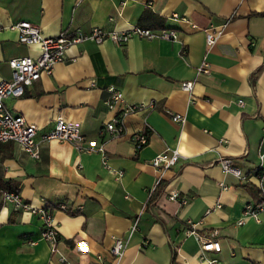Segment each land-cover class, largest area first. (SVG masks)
Segmentation results:
<instances>
[{"label":"crops","instance_id":"0c3cea01","mask_svg":"<svg viewBox=\"0 0 264 264\" xmlns=\"http://www.w3.org/2000/svg\"><path fill=\"white\" fill-rule=\"evenodd\" d=\"M19 21L44 37L133 25L177 33L174 41L132 37L123 45L72 46L50 74L5 100L38 127V136L63 119L80 123L84 143L104 145L106 165L103 155L69 142L40 144L39 160L13 142L0 143V190L49 206L57 249L69 264H98L97 255L104 264H205L195 236L183 234L189 228L220 243V252L207 253L220 264H264L263 215L259 222L243 217L259 192L219 166L220 159H233L248 177L264 152V0H0V80L11 78L9 59L39 51L18 43L11 26ZM224 22L225 32L207 48L204 30ZM204 60L210 74H197ZM189 80L191 103L180 88ZM110 87L126 104L142 106L123 118L119 136L106 130L120 111L106 105ZM175 114L184 121H172ZM137 133L148 138L138 151ZM167 149L177 150L178 162L155 170L150 160ZM172 191L188 203L169 200ZM41 227L37 215L14 212L0 193V264H60L39 238ZM112 237L126 243L117 259L109 254Z\"/></svg>","mask_w":264,"mask_h":264},{"label":"built area","instance_id":"2783aa9c","mask_svg":"<svg viewBox=\"0 0 264 264\" xmlns=\"http://www.w3.org/2000/svg\"><path fill=\"white\" fill-rule=\"evenodd\" d=\"M177 18V15L174 14ZM227 22L219 26H210L204 30L205 44L207 48L213 47L218 39L225 32ZM195 27V26H193ZM17 31L18 43L31 47H38L39 51L36 56L15 57L8 60V66L11 70V78L9 80H0V143L13 142L23 150L29 158L39 160L40 144L57 140L61 142H69L75 146L77 150L97 152L104 154V145L102 143L85 142L84 136L81 134V126L78 122H68L63 119H57L53 128L46 133L38 136V127L29 123L23 116L13 114L5 105L7 98L19 97L24 93L26 87L37 81L42 75L50 74L53 67L66 60L67 50L84 42H93L101 44L105 41H111L118 45H123L132 37L143 38L147 40H176L177 33L173 29H148L133 25L126 31L105 30L100 27H94L89 32L85 33L79 29L73 31H61L56 36L44 37L38 27L32 25L28 21H19L11 26ZM197 74H210V67L204 60L196 69ZM194 81H184L180 84L182 91L188 94L190 103L193 100L192 88ZM108 98L106 105L110 110L118 109L119 114L106 125V130L115 136L121 135L123 132V118L129 114H134L142 109L140 105H130L124 102L123 93L113 87L108 88ZM242 100L238 101L242 105ZM170 119L174 122L182 123L184 117L179 114L171 115ZM148 138L143 133L134 135V148L136 151L142 149L147 144ZM104 165L106 160L103 155ZM179 159L177 150H165L150 160V165L157 171L166 170L174 166ZM219 166L224 174L232 175L239 180L251 181L257 191L260 199L254 203H247L243 208V217H251L256 221L264 218V152L258 153V163L253 169L250 176L243 175L241 168L234 164L230 158L219 160ZM118 177L123 175V172H116ZM159 179L156 180V183ZM224 189L225 186L221 185ZM2 202L5 205H10L14 212H26L37 215L42 221L39 238L46 241L50 246V252L56 254L60 264H69L67 259L62 256L58 249L57 243L60 241V236L53 224L52 211L48 205L43 207H34L25 202L18 191L0 190ZM168 199L176 201L180 205H186L188 199L179 198L178 193L172 191L168 195ZM219 208V204L216 205ZM59 209L64 210L65 206L59 205ZM137 226V221L134 220L129 232L132 233ZM184 236H195L199 243L198 258L205 264H220L216 258L207 256L208 252L218 253L221 250L220 243L213 237L204 238L194 232L193 229H185ZM126 243L124 238L112 237V244L109 248V254L113 259L120 258L125 249ZM98 264H104L101 255L96 257Z\"/></svg>","mask_w":264,"mask_h":264},{"label":"trees","instance_id":"16d2710c","mask_svg":"<svg viewBox=\"0 0 264 264\" xmlns=\"http://www.w3.org/2000/svg\"><path fill=\"white\" fill-rule=\"evenodd\" d=\"M160 27V26H159ZM233 160V159H232ZM233 162H234V160H233ZM235 164V163H234ZM236 165V164H235ZM255 168V167H254ZM253 168V169H254ZM251 172L253 171V170H250ZM248 173H250V172H248ZM160 184V183H159ZM159 184L156 186V189H154V191L150 194V200L152 199V198H154V196H156V192H157V188L159 187ZM3 190H7V191H16V190H9V189H4L3 188ZM73 214V213H72Z\"/></svg>","mask_w":264,"mask_h":264}]
</instances>
